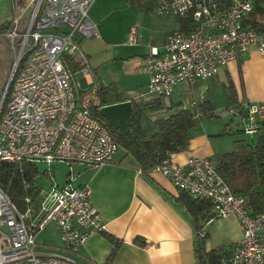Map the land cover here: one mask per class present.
I'll return each instance as SVG.
<instances>
[{
  "label": "built area",
  "instance_id": "2783aa9c",
  "mask_svg": "<svg viewBox=\"0 0 264 264\" xmlns=\"http://www.w3.org/2000/svg\"><path fill=\"white\" fill-rule=\"evenodd\" d=\"M254 1H157V15L180 17L187 25L184 30L171 31L161 47L149 46L144 64L149 75L147 91L169 97L178 83L212 78L220 67L251 48L264 53V34L243 26ZM94 2L31 0L24 32L19 31L21 16L16 11L15 25L5 33L19 51L3 110L0 105V161L24 159L50 165L63 160L91 167L113 161L118 144L106 124L95 116V111L107 104L102 103L100 82L79 46L80 37L97 34L89 17ZM136 42L137 31L132 29L129 44ZM71 57L82 63L76 75L65 64ZM241 108L243 132L253 135L264 120V101L244 102ZM174 156L171 153L151 170L161 172L193 198L209 201L214 217L237 218L242 235L228 264H264V213L252 215L246 200L231 192L210 158L189 156L179 164ZM41 209L44 217L38 226L28 225L27 213H21L0 187V264H75L65 255L41 254L37 233L48 221L55 223L69 253H76L87 238L105 228L88 185L54 188Z\"/></svg>",
  "mask_w": 264,
  "mask_h": 264
},
{
  "label": "crops",
  "instance_id": "0c3cea01",
  "mask_svg": "<svg viewBox=\"0 0 264 264\" xmlns=\"http://www.w3.org/2000/svg\"><path fill=\"white\" fill-rule=\"evenodd\" d=\"M96 3L97 1L89 10V17L95 24L102 16L95 12ZM174 19L175 25L178 24L175 26L176 29H181L179 21L175 17ZM171 30L164 34L158 45L154 46L161 47ZM84 39L79 38V46L88 60L92 43H85ZM148 51L149 49L141 47L131 52L113 53V58L127 63L133 62L131 64L134 69L128 72L127 76L129 82L112 80L104 83L101 78L99 82L115 85L121 92V101L132 100L137 105L138 101L134 97L142 93L143 89L148 98L142 104L150 99L159 98L146 89L149 75L144 64ZM139 57L141 58L138 59ZM93 73L95 79L98 78L96 69ZM137 78H140L138 85L130 87ZM210 79L223 81L227 88L225 109L231 114H238L244 120L242 108L238 105L244 102L264 101V53L256 47L251 48L247 54L220 67L218 73ZM208 80L180 82L172 94L165 97L169 98L165 100L167 105L175 107L179 104L180 108H186L196 114L194 126L189 133L188 147L174 153L173 160L176 163H185L189 156L211 158L214 154L226 152L224 150L228 149L226 143L216 139L226 128V122L222 130V125L219 128L206 127L202 119L198 122L196 118L197 115L212 118L210 114L203 113L206 109L215 113L214 117L219 116L211 95L209 99L205 98L206 92L210 89ZM227 93L234 96L230 105ZM166 114L159 112L153 116L157 118ZM239 128H243V123ZM153 130L154 124L151 130L148 127V133L143 128L146 137H150ZM84 169L85 174L77 186L90 187L92 204L103 220L105 228L87 238L76 253L63 252V255L70 257L75 264H198L195 256L197 240L195 216L179 199L183 192L176 188L167 176L151 169L140 172L137 162L131 155L119 157L118 151L110 163L97 167L84 164ZM204 228L207 232L204 243L206 249L234 245L242 235L239 222L232 215L214 217L207 221ZM55 230L58 234V230L56 228ZM109 235L121 240L110 261L108 258L114 244L108 239ZM136 238H141L144 244H138ZM58 248L62 249L57 245Z\"/></svg>",
  "mask_w": 264,
  "mask_h": 264
},
{
  "label": "trees",
  "instance_id": "16d2710c",
  "mask_svg": "<svg viewBox=\"0 0 264 264\" xmlns=\"http://www.w3.org/2000/svg\"><path fill=\"white\" fill-rule=\"evenodd\" d=\"M140 1L142 0H137L138 5ZM157 1L159 0H153L154 6ZM175 18L179 21L181 30L186 29L187 21L180 17ZM243 26L252 27L258 34H264V0L254 1V8L243 21ZM9 28L8 24H0V38L5 35ZM65 61L74 75L82 68V63L78 57H71ZM100 85L99 94L103 104L122 102L121 92L115 85L102 83ZM9 93L10 87L2 103V110ZM233 97V94L227 93L228 105L233 103ZM238 107H241V104ZM132 109V116L128 124L129 130L123 136H117L110 130L106 119L99 110L95 111V116L106 124L118 147H122L126 155H131L135 159L141 171L150 170L155 164L168 158L171 153L181 152L188 147L189 133L194 126L196 115L194 112L180 108L179 104L175 107L167 105L165 97L145 101L142 107L132 102ZM159 112H166L167 114L154 118L153 133L150 137H146L141 126L142 114L154 115ZM203 113L216 116L215 113L208 112L207 109ZM259 123V132H257V138H254V144L250 143V139L237 138L234 140L232 150L216 153L210 158L217 172L229 185L231 192L246 200L252 215L264 213V122ZM230 124L227 123L221 135L244 133L243 128L231 130ZM37 172L36 163L28 160L0 161L1 189L21 213H27L26 222L34 227H37L44 217L41 209L44 196L41 186L36 181ZM181 192L183 193L179 199L183 201L196 220L195 256L197 263L228 264L234 245L211 249H206L204 245L207 235L204 226L207 221L214 218L211 213V203L206 200L195 199L182 190ZM108 239L114 244L108 258L110 261L121 240L111 235L108 236ZM135 241L138 244H144L141 238H136Z\"/></svg>",
  "mask_w": 264,
  "mask_h": 264
},
{
  "label": "rangeland",
  "instance_id": "374dc122",
  "mask_svg": "<svg viewBox=\"0 0 264 264\" xmlns=\"http://www.w3.org/2000/svg\"><path fill=\"white\" fill-rule=\"evenodd\" d=\"M97 6L95 12L100 16V20L97 21V34L92 37H84L85 43H92L90 49V56L88 58V66L97 71V81L100 78L105 83L116 80L121 83L129 82L127 80L128 72L134 69L131 63L124 62L117 58H113V53L119 51H135L141 49H149L150 45H158L164 34L170 31L175 25V19L173 16H160L154 11L153 0H142L140 4H137V0H95ZM33 4L31 0H0V24H8L13 28L16 22V11L21 16L19 23V31L24 32L26 30V23L29 20V13ZM90 14V12H89ZM173 28L174 30H177ZM132 29L137 31V42L134 45L129 44V34ZM173 29L171 31H173ZM0 104L2 103V96L4 94L7 82L12 72L13 62L15 60V54L19 51L11 41L2 35L0 38ZM14 58V59H13ZM139 57L138 59H140ZM13 59V60H12ZM12 63V64H11ZM210 84L209 92H206L205 98L209 99L211 95L213 104L216 106V110L219 114L217 117H205L196 116L198 122L200 119L206 127L219 128L226 122L232 130L242 127L244 120L238 114H231L226 107V90L222 80L212 81L208 78ZM140 78H137L135 82L130 84V87L138 85ZM5 84V86H4ZM4 86V89H3ZM140 87V86H137ZM137 99V105L142 107V102L148 98V94L145 89L142 93L136 94L134 97ZM166 98L165 100H168ZM237 109V108H236ZM142 126L146 133H148V127L152 129L154 124V116L146 113L141 117ZM222 122V123H221ZM214 125V126H212ZM229 131V127H228ZM258 133L253 135L239 134H222L219 135L217 140L226 143L228 149L224 151H230L234 148V140L244 137L246 139L257 138ZM228 145V146H227ZM126 153L122 147L118 148V156H125ZM36 167L38 172L36 173V181L41 186L44 199V205L48 202V198L52 195L54 188H61L64 185L77 186L80 182V178L85 174L84 164L81 162L67 161H54L50 165L47 163L37 162ZM49 174V175H48ZM47 198V199H46ZM56 226L53 221H48L44 228L37 233V242L41 248V254L44 255H63V252H67L62 245L59 235L55 230ZM59 245L62 249H57Z\"/></svg>",
  "mask_w": 264,
  "mask_h": 264
},
{
  "label": "water",
  "instance_id": "95a60500",
  "mask_svg": "<svg viewBox=\"0 0 264 264\" xmlns=\"http://www.w3.org/2000/svg\"><path fill=\"white\" fill-rule=\"evenodd\" d=\"M9 84H10V77L7 82L4 94L2 96V103L7 93ZM132 111H133L132 101L127 100V101L107 104L106 106L100 109V114L106 119L107 124L113 133H115L117 136H123L127 134L129 130L128 124L132 116ZM250 143L254 144V138H250Z\"/></svg>",
  "mask_w": 264,
  "mask_h": 264
}]
</instances>
